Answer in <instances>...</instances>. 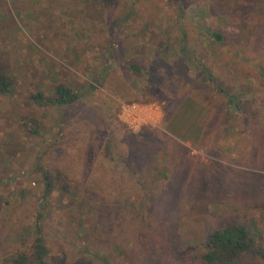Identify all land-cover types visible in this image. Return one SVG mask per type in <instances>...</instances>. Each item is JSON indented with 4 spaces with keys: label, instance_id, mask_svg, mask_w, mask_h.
I'll return each instance as SVG.
<instances>
[{
    "label": "rangeland",
    "instance_id": "rangeland-1",
    "mask_svg": "<svg viewBox=\"0 0 264 264\" xmlns=\"http://www.w3.org/2000/svg\"><path fill=\"white\" fill-rule=\"evenodd\" d=\"M0 66V263L38 230L48 264H131L180 199V233L207 215L264 231V0H0ZM57 86L77 101L33 103Z\"/></svg>",
    "mask_w": 264,
    "mask_h": 264
},
{
    "label": "trees",
    "instance_id": "trees-1",
    "mask_svg": "<svg viewBox=\"0 0 264 264\" xmlns=\"http://www.w3.org/2000/svg\"><path fill=\"white\" fill-rule=\"evenodd\" d=\"M212 37L221 42L223 37L220 33L212 32ZM130 68L142 75L143 71L137 66ZM13 91V79L8 72L0 66V97L11 94ZM78 99V96L65 86H57L51 98H46L41 93L32 97L33 103L38 107L58 106L66 108ZM256 122V121H255ZM59 178V177H58ZM57 179V178H56ZM55 179V180H56ZM44 200L54 189L49 175L43 174ZM213 187V181H210ZM174 192H170L172 195ZM185 195L188 192L185 190ZM157 195V190L154 191ZM160 195H165L167 201L169 194L164 190ZM173 207V213L163 214V208L158 204L154 208L152 221L137 238V250H130L129 262L131 264H246V255H253L264 261V231L258 225L254 217L240 216L221 218L207 215L202 220L195 219V223H201L199 232L193 233L185 229L180 233L181 219L187 220L188 214L184 206H188L183 200H178ZM190 203V202H189ZM166 205L168 203L166 202ZM190 239H195L197 250L192 254L181 250ZM48 249L40 232L35 230L32 243L21 247L7 257L0 264H48Z\"/></svg>",
    "mask_w": 264,
    "mask_h": 264
},
{
    "label": "crops",
    "instance_id": "crops-1",
    "mask_svg": "<svg viewBox=\"0 0 264 264\" xmlns=\"http://www.w3.org/2000/svg\"><path fill=\"white\" fill-rule=\"evenodd\" d=\"M195 108L198 110L199 112V119H202L203 118V114H204V111L202 108H199L198 106L195 105ZM198 123V122H197ZM201 125V122L199 123ZM172 133V132H171ZM171 136H175L174 138H178V139H193L195 138V136L197 135H193V134H190V135H187V132H174V135L171 134ZM197 133H198V130H197Z\"/></svg>",
    "mask_w": 264,
    "mask_h": 264
},
{
    "label": "built area",
    "instance_id": "built-area-1",
    "mask_svg": "<svg viewBox=\"0 0 264 264\" xmlns=\"http://www.w3.org/2000/svg\"><path fill=\"white\" fill-rule=\"evenodd\" d=\"M128 110L129 112H131L129 118L136 119L137 118L136 114L139 112V109L137 108V106H132Z\"/></svg>",
    "mask_w": 264,
    "mask_h": 264
}]
</instances>
